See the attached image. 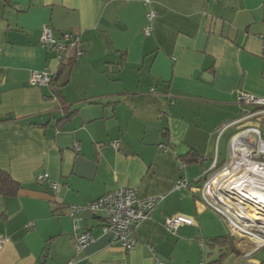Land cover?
Returning <instances> with one entry per match:
<instances>
[{"label": "crops", "instance_id": "1", "mask_svg": "<svg viewBox=\"0 0 264 264\" xmlns=\"http://www.w3.org/2000/svg\"><path fill=\"white\" fill-rule=\"evenodd\" d=\"M46 26L80 36L82 57L59 75L67 61L41 46ZM263 39L264 0H0V173L16 184L0 193V264L259 263L201 188L254 124L232 123L249 110L238 92L264 99ZM45 69L54 85L31 86ZM119 188L163 198L135 248L125 254L102 234L106 215L84 208L78 232L93 241L77 252L70 209ZM176 216L193 224L171 233Z\"/></svg>", "mask_w": 264, "mask_h": 264}, {"label": "built area", "instance_id": "2", "mask_svg": "<svg viewBox=\"0 0 264 264\" xmlns=\"http://www.w3.org/2000/svg\"><path fill=\"white\" fill-rule=\"evenodd\" d=\"M151 0H144L147 5ZM156 14L153 10H148L145 19L147 25L143 29L144 35H149L151 31V23ZM41 46L46 51H51L55 54L56 59L60 62L78 61L82 55L81 40L79 34L73 32H63L59 38L55 37L50 27L46 26L41 31L40 36ZM264 46V39L262 41ZM52 76L46 69L43 71L31 72L28 83L31 86H48L51 83ZM237 102L249 110L245 111L240 118L232 124L241 123L249 120H255L260 125H249L240 133L232 138L229 144V160L220 170L215 171V164L211 167V174L206 178L204 185L201 188L202 200L206 206L217 213L226 222L229 228V234L235 238L240 244L241 240L248 241L252 247L248 252H244V256L248 258L252 253L264 247V242L256 244L248 238L246 234H241L233 230V223L236 222L242 226V222L247 221L243 217V200L238 198L237 184L240 191L244 194L252 192L264 194V133L261 132V124L264 122V99L257 96L238 92ZM231 124V125H232ZM224 126L220 131L226 129ZM247 135V136H246ZM239 140L236 143V140ZM111 147L118 149V141L111 142ZM233 147L239 148L244 152L236 153L240 168L238 172L232 173V181H229V189L222 187L220 183V175L230 173L234 169L232 164L235 161ZM164 151L166 147H162ZM44 176H39L42 179ZM235 182H237L235 184ZM227 184V183H226ZM175 188L189 187L185 180H179L175 183ZM54 191L59 189L58 184H52ZM162 197L141 199L133 189L119 188L108 192L97 200L89 202L85 207L73 206L70 209V217L73 221V236L75 240V250L77 252L83 250L93 241V237L88 232H78L80 220L76 214L83 211L84 208L89 209L93 213L103 212L106 219L101 226L102 234L110 235L113 243L119 244L125 254L131 252L136 246L135 229L137 226L151 217L153 209L162 201ZM238 218V219H237ZM192 225L193 221L184 216H176L166 218L164 226L169 232H174L180 225ZM246 224L256 225L259 227L250 226L247 231L256 234L261 239H264V219H258L255 223L248 221ZM29 228L33 225L29 224ZM6 240L0 239V250L4 246ZM237 243V244H238ZM152 251V248H150ZM156 264H163L159 259H155ZM125 264V263H122ZM244 264H252L245 262ZM260 264V263H254Z\"/></svg>", "mask_w": 264, "mask_h": 264}, {"label": "bare ground", "instance_id": "3", "mask_svg": "<svg viewBox=\"0 0 264 264\" xmlns=\"http://www.w3.org/2000/svg\"><path fill=\"white\" fill-rule=\"evenodd\" d=\"M247 136V135H246ZM239 140L237 139L236 140V143L238 142ZM233 150H234V155H235V161L233 162L232 166H233V170L232 172L230 171V173H225L223 175H220V183L222 185L221 188H227L229 189V184L228 183L229 181H232V176H233V172L235 171L238 172L239 170H241L242 168H240V163L236 162L237 161V158H236V153L237 152H240L242 155H244V152L241 151L239 148L237 149V147H233ZM227 183V184H226ZM237 182H235L236 184ZM235 189H237V193H238V198L242 199L243 200V210L242 212H245L243 213V217H245V219L247 221H242L239 219L240 222H242V226L238 225L236 222H234L233 224V230L234 231H238L239 233L241 234H246L248 236V238L250 240H252L253 242H255L256 244H260V243H263L264 242V239H261L259 236H257L256 234H253V233H250L247 231V229L251 226H256V225H249V224H246V222L248 221H251L253 223L256 222V220L258 219H264V194L262 193H255V192H252L251 194L249 193H246L244 194L243 191H240L237 184L235 185ZM238 219V218H237ZM256 227H259V226H256Z\"/></svg>", "mask_w": 264, "mask_h": 264}, {"label": "trees", "instance_id": "4", "mask_svg": "<svg viewBox=\"0 0 264 264\" xmlns=\"http://www.w3.org/2000/svg\"><path fill=\"white\" fill-rule=\"evenodd\" d=\"M73 63L74 62L72 61H67V63L62 64L57 74L59 75L64 69H66L65 67H70ZM57 74L54 77H52L50 84L54 85L55 77L57 76ZM164 132L166 133V130H164ZM180 160L183 163L188 164L196 161L197 159H196V155L192 154L187 157L181 158ZM15 192H16V184L12 182L8 176H5L0 173V193L4 195H13L15 194ZM259 263L264 264V261L262 262L260 261Z\"/></svg>", "mask_w": 264, "mask_h": 264}, {"label": "rangeland", "instance_id": "5", "mask_svg": "<svg viewBox=\"0 0 264 264\" xmlns=\"http://www.w3.org/2000/svg\"><path fill=\"white\" fill-rule=\"evenodd\" d=\"M253 122H254V124H252V125H256L257 124V122L255 120ZM257 125H260V123H258ZM261 132L264 133V122L261 124ZM224 145H225L224 147H225V152H226L225 153V157H226L228 155L227 154L228 153V149H227V144H224ZM222 146H223V144H222ZM219 169L217 168L215 171H218ZM210 174H209V176H210ZM240 243H241L240 245L244 246L243 249L246 252H248L251 249L250 247H252L251 244L248 241H246V240H241ZM253 257L258 259L261 262L264 261V247L261 248L260 250H258Z\"/></svg>", "mask_w": 264, "mask_h": 264}]
</instances>
